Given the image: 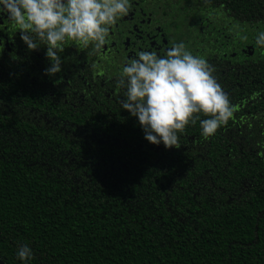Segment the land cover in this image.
<instances>
[{"label": "trees", "instance_id": "obj_1", "mask_svg": "<svg viewBox=\"0 0 264 264\" xmlns=\"http://www.w3.org/2000/svg\"><path fill=\"white\" fill-rule=\"evenodd\" d=\"M20 53L0 58V259L264 264V55L202 56L237 110L168 149L122 108L118 79L69 63L49 76L42 48Z\"/></svg>", "mask_w": 264, "mask_h": 264}, {"label": "clouds", "instance_id": "obj_2", "mask_svg": "<svg viewBox=\"0 0 264 264\" xmlns=\"http://www.w3.org/2000/svg\"><path fill=\"white\" fill-rule=\"evenodd\" d=\"M131 7V0H0V12L7 13L28 50L39 49L40 43L46 46L51 64L45 74L49 76L62 70L60 53L68 41L100 52L110 27ZM255 42L264 47V31L257 33ZM11 56L19 59L14 53ZM214 72L205 58L193 55L183 42L164 56L139 51L119 73L118 86L126 89L122 108L138 118L150 143L180 148V134L197 121L207 139L237 110ZM201 113L208 118L201 119ZM17 257L26 262L33 258V251L27 244L20 245Z\"/></svg>", "mask_w": 264, "mask_h": 264}, {"label": "flooded vegetation", "instance_id": "obj_3", "mask_svg": "<svg viewBox=\"0 0 264 264\" xmlns=\"http://www.w3.org/2000/svg\"><path fill=\"white\" fill-rule=\"evenodd\" d=\"M131 5L129 13L110 27L100 52L68 41L60 53L63 66L69 63L75 71L86 67L93 80L101 78L104 84L118 79L123 66L139 51L164 56L180 42L201 57L217 52L233 57L249 56V51L252 56L264 55V47L255 42L257 33L264 31V0H131ZM39 47L46 56V46L40 43ZM27 50L7 13L0 12V58L13 53L19 57Z\"/></svg>", "mask_w": 264, "mask_h": 264}, {"label": "water", "instance_id": "obj_4", "mask_svg": "<svg viewBox=\"0 0 264 264\" xmlns=\"http://www.w3.org/2000/svg\"><path fill=\"white\" fill-rule=\"evenodd\" d=\"M0 264H7V263L3 261L2 259H0Z\"/></svg>", "mask_w": 264, "mask_h": 264}]
</instances>
